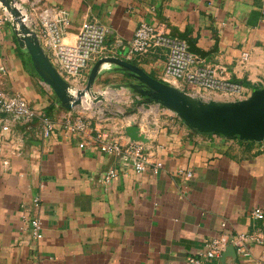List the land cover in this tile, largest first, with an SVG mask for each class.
Returning a JSON list of instances; mask_svg holds the SVG:
<instances>
[{
    "label": "crops",
    "instance_id": "0c3cea01",
    "mask_svg": "<svg viewBox=\"0 0 264 264\" xmlns=\"http://www.w3.org/2000/svg\"><path fill=\"white\" fill-rule=\"evenodd\" d=\"M43 1L69 14L67 42L82 21H93L106 29L103 54L122 58L144 22L185 41L215 77L238 83L239 92L230 95L236 101L264 91V0ZM166 55L159 48L126 62L160 81ZM134 85L149 89L128 69L106 61L97 66L88 135L125 144L132 141L126 123L137 118L146 141L134 142L149 164H161L156 172L137 171L101 151L99 139L80 147L81 138L61 127L76 109L62 106L38 77L11 25L0 28V90L19 94L55 123L43 141L34 132L37 119L23 124L0 114V264H185L223 231L248 236L247 255H228L224 264H264V138L195 131ZM182 89L197 97L216 93ZM184 102L198 107L193 98ZM111 103L132 109H104ZM109 169L118 174L106 181ZM256 208L260 218L251 216ZM29 217L41 222L38 239Z\"/></svg>",
    "mask_w": 264,
    "mask_h": 264
},
{
    "label": "built area",
    "instance_id": "2783aa9c",
    "mask_svg": "<svg viewBox=\"0 0 264 264\" xmlns=\"http://www.w3.org/2000/svg\"><path fill=\"white\" fill-rule=\"evenodd\" d=\"M24 2L28 7L23 4ZM4 23L11 25L17 37L23 35L20 26L27 28L29 34L33 33L53 67L67 83V93L71 98L72 107L76 110L74 116L66 115L62 118L61 127L67 134L81 138L80 147L95 143L96 139H99L101 151L122 157L135 170L140 172L147 169L153 172L158 170L161 164L159 162L149 164L145 148L139 142L128 140L122 144L115 138L102 141L99 136L94 138L88 135L87 113L95 112L96 108L92 106L91 93L85 91L83 85L86 84L92 61L109 57L103 54L106 29L102 25L93 21H82L77 27L73 41L67 42L64 36L70 25L69 14L63 9L46 5L43 0H0V28ZM127 46L126 55L119 58L123 61H130L159 48L165 49L167 55L160 82L176 87L180 91L196 96L194 92L182 89L185 86H192L232 96L239 92L238 83L217 78L211 69L198 65V57L188 50L185 41L169 35L161 27L142 22L135 29ZM76 99L78 102L74 104ZM0 114L23 124H30L37 119L39 127L34 132L43 141L50 137L55 128V123L44 113L36 110L24 97L15 93L7 94L2 90ZM126 124L139 127L141 122L134 117L129 118ZM3 129L7 127L4 126ZM117 174L118 170L109 169L104 178L108 181ZM185 175L190 177L191 173L187 172ZM37 200L34 199V202ZM251 216L260 218L262 211L256 208L251 211ZM25 222L31 227L35 238L42 236L41 222L37 217L26 218ZM222 227H226L225 222L222 223ZM247 241L248 236L244 233L231 234L223 231L218 236L204 241L199 251L187 257L185 264H221L219 258L228 245L234 247L238 257H245Z\"/></svg>",
    "mask_w": 264,
    "mask_h": 264
},
{
    "label": "water",
    "instance_id": "95a60500",
    "mask_svg": "<svg viewBox=\"0 0 264 264\" xmlns=\"http://www.w3.org/2000/svg\"><path fill=\"white\" fill-rule=\"evenodd\" d=\"M20 31L23 35L16 37L19 44L26 47L38 77L52 89L62 106L72 107L71 98L67 93L68 85L49 61L36 36L33 33L29 34V30L24 26H20ZM103 61L114 63L121 69L133 72L149 88L146 90L140 86H131L139 96L148 95L166 108L177 111L178 117L195 131L228 136L239 135L253 140L264 138V91L254 93L248 100L224 103L221 106L214 102L201 103L198 100L201 113L197 115L182 100L181 97L185 92L152 78L137 67L116 57H108L95 63L90 71L85 91L89 92L97 66ZM77 102L76 99L74 104ZM124 132L132 141H146L144 135L134 125L125 127ZM228 255L235 257V249L231 245H228L221 254L219 258L221 264L225 263Z\"/></svg>",
    "mask_w": 264,
    "mask_h": 264
},
{
    "label": "rangeland",
    "instance_id": "374dc122",
    "mask_svg": "<svg viewBox=\"0 0 264 264\" xmlns=\"http://www.w3.org/2000/svg\"><path fill=\"white\" fill-rule=\"evenodd\" d=\"M64 80V79H63ZM65 81V80H64ZM67 84V83H66ZM188 95H190V96H188ZM191 96H193V95H191V94H189V93H185L184 95H182V100H184V101H186V99H195V101H198V100H200V102L201 103H209V102H214V103H216V104H218V105H224V103H229V102H235L236 100L232 97V96H230L229 94L227 95V94H219V93H213V94H210V95H208V96H203V97H201V98H199V97H196V96H194V97H191ZM186 97H189V98H186ZM199 98V99H198ZM199 101H198V107L197 108H190L191 110H193L194 112H195V114H199V112H200V105H199V103H200ZM162 107H164V109H163V113L164 114H168V115H171V116H178V113H177V111H174V110H172L171 108H166L165 106H163L162 105ZM104 109H106V110H108V109H110L111 111H116V110H119V111H129L130 109H132V108H121L120 106H118V105H116V104H108V105H106V107L104 108Z\"/></svg>",
    "mask_w": 264,
    "mask_h": 264
},
{
    "label": "bare ground",
    "instance_id": "6f19581e",
    "mask_svg": "<svg viewBox=\"0 0 264 264\" xmlns=\"http://www.w3.org/2000/svg\"><path fill=\"white\" fill-rule=\"evenodd\" d=\"M67 41H68V39H67ZM72 41V40H71ZM186 98H188V97H186ZM201 113V111L199 112V114ZM198 115V114H197Z\"/></svg>",
    "mask_w": 264,
    "mask_h": 264
}]
</instances>
